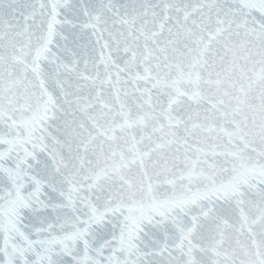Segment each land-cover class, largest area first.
<instances>
[{
  "label": "snow or ice",
  "instance_id": "1",
  "mask_svg": "<svg viewBox=\"0 0 264 264\" xmlns=\"http://www.w3.org/2000/svg\"><path fill=\"white\" fill-rule=\"evenodd\" d=\"M0 264H264V0H0Z\"/></svg>",
  "mask_w": 264,
  "mask_h": 264
}]
</instances>
